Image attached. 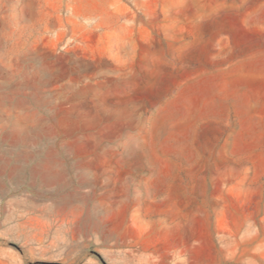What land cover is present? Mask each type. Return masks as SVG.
<instances>
[{"label":"rangeland","instance_id":"rangeland-1","mask_svg":"<svg viewBox=\"0 0 264 264\" xmlns=\"http://www.w3.org/2000/svg\"><path fill=\"white\" fill-rule=\"evenodd\" d=\"M0 264H264V0H0Z\"/></svg>","mask_w":264,"mask_h":264}]
</instances>
